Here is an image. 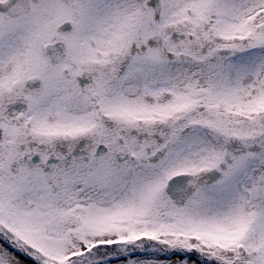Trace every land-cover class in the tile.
I'll list each match as a JSON object with an SVG mask.
<instances>
[{
  "label": "rangeland",
  "instance_id": "374dc122",
  "mask_svg": "<svg viewBox=\"0 0 264 264\" xmlns=\"http://www.w3.org/2000/svg\"><path fill=\"white\" fill-rule=\"evenodd\" d=\"M156 1L161 14L153 17L144 16L147 0H99V15L93 23L90 19L84 46L97 40L98 49L101 42L116 49L118 42L132 40L143 22L157 24L156 42L168 44L173 53L161 48L150 61L140 57L133 66L125 65L124 91L106 98L114 110L110 116L118 117L128 140L163 141L137 148L146 160L157 162H133L135 152L126 150L130 163L123 171L111 163L106 177L85 168L76 174L65 163L24 164L21 146L29 151L58 139L18 129L11 141L9 131L0 130V236L12 241L0 239V264H34L22 258L25 249L45 264H72L86 242L122 235L126 241L120 249L127 251L134 241L138 254H131L138 258L119 262L118 257L108 264H205L173 254L181 250L228 264H264V47H243V37L250 47L264 42V0ZM258 10L261 16L248 37L213 32L217 25L231 34L247 30L250 19L243 18ZM65 18V8L55 0H37L29 31L37 23L41 40H52L58 34L55 25ZM190 26L200 36L191 35ZM204 36L214 46L234 44L233 56L222 50L201 55ZM66 92L33 113L36 130L65 135L85 125L87 112L70 110ZM4 125L0 121V128ZM178 173L188 175L190 183L183 193L170 195L167 181ZM179 201L183 204L176 205ZM159 231L166 236L160 245L168 255L157 242L150 243L159 240ZM134 235L139 237L130 238ZM146 250L150 253L142 255Z\"/></svg>",
  "mask_w": 264,
  "mask_h": 264
},
{
  "label": "flooded vegetation",
  "instance_id": "af4514ba",
  "mask_svg": "<svg viewBox=\"0 0 264 264\" xmlns=\"http://www.w3.org/2000/svg\"><path fill=\"white\" fill-rule=\"evenodd\" d=\"M55 1L58 7L65 8L66 18L55 25V31L58 34H55L56 36H53L52 40L43 41L41 40V29L37 23L32 26L30 31L28 26L37 0H15L14 2L0 0V121H5L4 127H1L0 130H8L11 141L18 129H31L43 135H53L58 139L55 144L42 143L41 148L37 149H30L31 146H29V151L21 146L19 151L22 153L24 164L38 165L45 161L52 165L65 163L71 165L76 174L79 171V174H82V169L85 168L91 175L106 177L109 174V165L115 166L114 170L117 167L123 171L124 166L130 163L128 154H125L126 150L135 152L130 157L131 161L134 160L133 162L137 160L140 164L157 162L151 158L146 160L148 156L139 154L137 148L142 146L143 149L144 147L149 149L163 141L150 137L136 142L128 140L125 137L122 124H119L118 117H116L117 120H114L110 116L114 114V110L109 107L106 101V98L109 100V97L114 93L120 90L124 91L122 83L126 69L133 66L135 60L140 57H148L146 60L150 61L157 56L156 52L158 53L161 48L168 53H173L168 44L156 42L157 24L149 21L145 25L143 22L140 24L139 30L133 31V39L128 42H118L116 49H114L115 47L108 48L107 42H101V49H98L96 39L95 43L91 42L89 46L85 47V31L91 17L93 23L99 15L97 11L99 0H93L91 4L86 3L85 0ZM100 1L101 3L105 2V0ZM114 1L115 4L119 3L118 0ZM147 2L149 9L144 12V16L148 13L157 17L159 11L161 14V6L156 0H147ZM117 11L127 15L133 14L119 8ZM62 36L63 38H61ZM101 39L107 41L106 37ZM248 40L246 37L243 38L244 49L250 47ZM209 41L207 36L203 37L200 44L203 49L198 48V51L203 52L200 54L207 55L206 51L212 49V55H208L210 57L215 56L219 50L233 56V49L236 48L234 44L214 46ZM183 46L181 45V49H187ZM103 69L106 73L116 71L118 74L108 75L103 72ZM110 77L113 79L108 81ZM60 91H67L66 94L70 95V110L87 112L85 125L65 135L58 134L53 130H50V134L36 130L31 124L33 113L38 111L43 102H48L60 94ZM116 115L123 114L117 113ZM165 143L167 144V141ZM6 145L8 146V144ZM11 147L12 145L9 144L8 148L11 149ZM7 152L8 150L2 155H6ZM0 158L3 161V157ZM111 163L115 165L113 166ZM176 175V179L170 183L169 180L167 181L166 187L170 195L183 193L190 183V177L185 173L173 176ZM180 203L183 204L180 201L175 204ZM160 219L163 218L160 217ZM76 226L80 227V223ZM156 235H159V240H151L150 243L157 242L156 246L161 249L160 252L168 255L169 250H165V246L160 245V242L166 241V236H160L162 235L160 231ZM124 237L126 238L123 235L119 237L107 236L103 237V241L96 242L93 241L96 239L94 238L92 241L86 242L85 246L75 254L72 264H108L118 257L119 262H123L124 258L136 262L138 256L135 254H138L136 249L138 246H134V241L130 243L127 251L120 249L126 241ZM137 237L139 235L130 236L132 239H137ZM115 238L120 240L110 242ZM0 239H3L5 244L12 242L7 237L4 238L3 235L0 236ZM161 239H164V242ZM138 244L137 241L136 245ZM118 247L119 250L116 249ZM131 252L135 254H131ZM149 253L146 250L141 254ZM176 253L184 258L193 257L205 264H228L220 257V259L208 258L197 250L173 251V254ZM21 254L22 258L31 260L34 264H45L34 254L32 255L29 250L25 249L21 251Z\"/></svg>",
  "mask_w": 264,
  "mask_h": 264
},
{
  "label": "trees",
  "instance_id": "16d2710c",
  "mask_svg": "<svg viewBox=\"0 0 264 264\" xmlns=\"http://www.w3.org/2000/svg\"><path fill=\"white\" fill-rule=\"evenodd\" d=\"M260 12H261V10H258V11H256V12H254L253 13V15H251V16H245V18H243V19H246V20H248V19H250V22H249V28L247 29V30H242V31H239V32H237V33H235V34H231V33H229L228 31H225L223 28H221L220 26H214L213 27V30H214V33L216 34V35H218V36H237V35H239L241 32L242 33H245L244 35H251V32H252V30H253V25L255 26V28H256V23H257V18H258V16H261V15H259L260 14ZM245 20V21H246ZM252 20V21H251ZM189 31V33L191 34V35H194V34H197L198 36H200V34H198V33H196V32H194L193 31V27L192 26H190V28L188 29ZM261 30H263L262 28H261ZM254 31H255V29H254ZM199 32V31H198ZM190 38V37H189ZM244 38V37H243ZM186 43H189V42H187L186 41ZM259 45H261V46H258V45H253L252 47H248L247 49H255V48H261V47H264V42H262L261 44H259ZM184 50H187V49H184ZM234 50L235 49H233V52H234ZM212 53H213V51H212V49H210L209 51H206V54L207 55H212ZM202 55V54H201ZM192 97H191V99L189 100V101H192ZM193 102V101H192ZM7 244H10V242H8ZM17 245L15 244V247H16ZM21 251H24V250H21Z\"/></svg>",
  "mask_w": 264,
  "mask_h": 264
},
{
  "label": "water",
  "instance_id": "95a60500",
  "mask_svg": "<svg viewBox=\"0 0 264 264\" xmlns=\"http://www.w3.org/2000/svg\"><path fill=\"white\" fill-rule=\"evenodd\" d=\"M12 1L14 2L15 0H12ZM176 178H177V175L176 176H173L172 178H170L168 182L170 183L171 181H173Z\"/></svg>",
  "mask_w": 264,
  "mask_h": 264
}]
</instances>
